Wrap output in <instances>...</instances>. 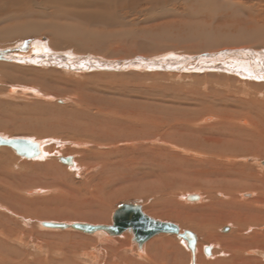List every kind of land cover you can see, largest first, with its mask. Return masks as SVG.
<instances>
[{"label":"rangeland","instance_id":"rangeland-1","mask_svg":"<svg viewBox=\"0 0 264 264\" xmlns=\"http://www.w3.org/2000/svg\"><path fill=\"white\" fill-rule=\"evenodd\" d=\"M51 1L35 0L31 4L18 3L13 7V10L32 11L35 20H39L41 16L40 22L33 21L35 24H49L56 19L53 24L64 29L56 39L74 46L50 49L37 56L46 60L45 56L50 51L52 57L56 54L58 58L69 53L75 60H86L88 66L80 72L79 77L71 75L67 77L69 79H61V82L54 84L40 74L51 70L54 72L52 74L63 76L62 73L59 74L62 67L58 63L31 61L35 57L33 44L40 42L50 46L49 33L0 37V64L18 66L26 73L20 82L19 79L11 82L0 76V136L49 141V146L44 150L45 156L38 155L35 159L22 158L12 150L0 148V217L3 223L7 222L5 225L12 233L20 238L18 241H9L0 235V241L7 243V246L18 253L22 264L31 261L29 253L35 255L36 264H153L155 259L158 261L154 264L192 263L186 241L176 235L159 234L138 247L133 241L132 233L128 231L109 237L73 230H50L41 226L42 222L111 225L112 215L119 206L138 204L150 218L174 223L179 230L189 231L196 236L195 264H263L259 253L245 252L242 256L241 244L233 240L240 226L221 214L225 213L223 203L229 198L230 202L236 201V195L245 191L241 188L236 193L225 191L226 186L235 181L234 177L228 175V171L248 170V183L250 181L249 184L253 185L252 189L246 190H252V197L246 198L250 200V207L257 208L258 201L264 200L261 191L255 190L256 183L251 176L254 174L264 181V126L254 132L257 140L253 146L231 154L233 158L230 156L227 159L188 153L187 149L193 152L192 148L185 149L177 143L173 144L164 135L168 131L161 132L162 137L160 133L158 136L156 134L155 141L156 137L153 135L156 131L152 130L150 140L154 141L149 140L143 148L153 150L151 153L155 154L150 155L152 160L156 151L165 153L166 158L177 156L180 163L172 162L176 167L172 173L157 167L156 164L161 163L160 161L152 163L149 157L146 159L144 153L139 151L122 158L115 155L112 159L107 158L110 159L108 161L105 157L104 162H101L99 154L116 152L117 149L122 151L134 146L123 144L107 147L100 144L101 147L96 148L97 144L93 139L97 137L88 134V129L92 128L91 124L94 122L91 117L93 111L89 116L90 113H85L83 106L103 104L102 102L110 101V98H114L118 102L116 104L123 105L124 108V102L145 101L151 105V111L159 113L161 110L159 114L166 113L165 116L170 119L178 115L177 112L185 101L196 105L195 110H201L202 107L199 109L197 104L202 100L210 107L208 109L211 112L199 114L195 119L196 129H208L212 130L211 134L216 133L220 119L215 116V110H219V105L226 104L220 97L225 95L227 98L240 100L246 88L259 89L257 93H262L263 79L250 74L249 77H241L239 70H180L173 66H146L140 61L150 60L162 64L165 59L169 63L174 58H195L240 51L245 52L247 62L250 64L251 60L256 67L247 68L248 71H264V0H98L99 3H75L77 6L74 3L65 4L63 0V4L58 5L63 6L61 9L66 8L65 11H71V14L63 13L61 18L60 11H56L61 19L56 16L57 13L53 14L52 8L57 3ZM10 13L12 12L9 11L2 17H7ZM23 20L20 21L22 24ZM68 24L76 25L74 27L80 34L77 33L76 36L73 32L70 33L72 30L68 31ZM89 34L92 36L85 39ZM99 35L103 36L102 39ZM73 38L77 39L74 41ZM95 39H98L96 42L101 46L95 43ZM78 42L86 43L92 50L77 53L75 47ZM21 43L26 45L24 50L20 49ZM103 46L104 50L101 52H93V48ZM77 62L81 64L80 61ZM91 66L94 70H89ZM10 74L16 77L14 73ZM67 80L72 81L71 85ZM60 83L63 85H59ZM91 87H99L98 92ZM11 90L15 91V95H8ZM20 90H26L29 94H23ZM31 90L36 91L39 97H32ZM228 108L232 110V107ZM226 109L223 107L221 110ZM232 111L240 112L235 109ZM231 114L230 124L246 131L253 130L250 125L252 121L248 117L239 118L246 122V125H242ZM205 118L209 120L206 121ZM68 158L71 159V165L61 162V159ZM255 186L260 188L259 184ZM190 195L195 199L192 200ZM241 199L246 201L244 197ZM14 205L19 206L17 210ZM259 218L264 223V214L259 215ZM224 227L228 228L227 232H222ZM221 245L227 248L223 251ZM203 248L209 249L210 253L205 254ZM233 254H236L234 258ZM200 255L206 260L205 263L201 262ZM242 258L245 262H242Z\"/></svg>","mask_w":264,"mask_h":264},{"label":"bare ground","instance_id":"bare-ground-1","mask_svg":"<svg viewBox=\"0 0 264 264\" xmlns=\"http://www.w3.org/2000/svg\"><path fill=\"white\" fill-rule=\"evenodd\" d=\"M34 1L35 0H11V1L8 2L7 0H0V3H4L3 5H0V37L1 38H3V37H5V38H7V37H23V36H28L30 34H36V33H41V32L49 33V35H50L49 39H51V40L49 41L50 43H48V44H50V46L49 45L47 46L45 43L42 44L40 42H37V43L33 44L32 45V50H33V54H35V57H33L31 61H34V62L38 61V62H42L43 64H44V62L45 63H49V64H55L56 63V65L58 63V65H60V67H62V70H60L59 74L62 73L63 76L58 75V74H52L54 72L51 71V70H50L51 71L50 72L47 69H46L47 71L42 72V74H40V75H43L44 78H48L49 81H52L54 84H56L57 82H61L62 81L61 79H69L67 77L71 76V75L74 76L75 78L79 77L80 72H82L83 69L86 68L85 66H88V64H86V60H83V59L75 60L73 57H71V55H69V53H67L65 57L61 56V58H58L56 56V54L53 55V57H52L51 51H50L49 54H47L45 56V59L47 58L46 60H43L42 57L37 56V55H40L41 53H47L50 49L51 50H55V49L58 50V49L62 48V46L63 47H70V46H73V45L68 43V42H61V40L59 41L58 39H56V36L59 33L64 32L63 28L58 27V26L53 24V21H56V19L55 20L52 19L53 20V21L51 20L52 23L50 22L49 24H43V23H39L40 19H41L40 18L41 16L39 17V20L33 19L34 17L32 15L33 13H31L32 11L29 13V11L28 12L27 11L24 12V11H19L18 9L13 10V7L16 4L18 5V3H30L31 4V3H34ZM62 1L63 0H56V1L52 0L51 1V3H57L55 7H53V5H51L53 7L52 10H54L53 14H54V12L57 13L56 11H60L59 14H60L61 18H63V16H62L63 13L65 15L67 13L71 14V11L70 12L69 11H65L66 8L65 9H61V7H63V6L62 5L61 6L58 5V3H62V4H63V2L65 4L66 3H68V4L69 3L70 4L71 3H74V4L75 3H82V4L83 3H99L98 0H87V1H84V0H64L63 2ZM123 1H125V0H123ZM126 2H128V1H126ZM5 3H7V4H5ZM48 3L49 2H47V4ZM119 3H120V1H119ZM69 7H70V5H69ZM69 7H67V8H69ZM89 7L92 8L91 5H89ZM79 9H80V7H79ZM85 9H87V8H85ZM71 10H72V8H71ZM9 11L12 12V13H10L9 16L2 17V15L6 14V13H9ZM75 15L76 14H74V16ZM56 16L59 19H61L60 16L58 15V13L56 14ZM79 16L80 15H78V17ZM31 17H32V19H31ZM50 17L52 18V14H51ZM65 17H67V16H65ZM22 19L25 20V21L23 20V24L21 23ZM33 21H36V22L39 21L38 22L39 24H37V23L35 24V23H33ZM64 21H65V19H64ZM70 22H68V23L70 24ZM63 24H65V23H63ZM69 24H68V31L70 29L72 30V31H70V33L73 32L74 35L79 33V31H77V28H75L76 25H69ZM72 24H74V20H73ZM80 24H82V22ZM60 26H62V25L60 24ZM63 27H64V25H63ZM82 27H83V25H82ZM65 29H67V27ZM101 31H103V30H101ZM82 32H81V34H82ZM95 32L97 33L98 31H95ZM87 33H88V31H87ZM98 34H100V33H98ZM90 36H92V35L91 34L86 35L85 39H87V38L89 39ZM99 36L102 39L103 36L102 35H99ZM65 37H66V35H65ZM60 39H62V38H60ZM73 39L75 41L77 38L76 39L73 38ZM73 39H71V40H73ZM82 39H83V37H82ZM82 39H80L79 42H81ZM91 39H92V37H91ZM97 40L95 39V43L98 46H101L99 43H97L98 42ZM79 42H78V44H76V47H75V49L77 50V53L78 52H84V51H87V50H92L91 47H89L86 43L82 44V43H79ZM85 42H87V41H85ZM89 43H91V42H89ZM25 46L26 45L24 43H21L20 49L24 50ZM76 50H74V51H76ZM102 50H104V46L101 47V48L100 47L93 48V52H101ZM55 53H57V52H55ZM77 61H80L81 64H79ZM3 64H5V63H3ZM83 65H84V67H83ZM93 68L94 67L91 66L89 68V70H94ZM10 72L14 73L16 75V77L14 78V76L12 74H10ZM24 73H25V70L20 69L18 66H4V65L0 64V76H2L1 78H3V77H4V79L7 78L11 82L14 81V79H17V80L19 79V82H20L21 81V77L23 79V76H25V74H26V73L25 74ZM238 73H239V75L241 77H247L250 74L253 77H256L257 79H260V80L263 79L264 80V71L263 70L260 71L258 69H254V71L253 70L252 71L251 70L248 71L247 68H246L245 70H239ZM67 81H69V80H67ZM71 82L69 81L68 83L71 85ZM62 83H60L59 85L62 86L63 85ZM88 84H90V83H88ZM91 85L92 84H90V86ZM72 86H73V84H72ZM80 86H81V84H80ZM76 87H78V86L76 85ZM259 87H261V86H259ZM25 89H27V88H25ZM78 89H79V87H78ZM92 89L96 90L98 92L99 87H95V88H92ZM246 89L247 90H245V92L242 93L243 98L240 99V100H236V99L233 100L231 98L225 97V95H224V97H220L223 102H226V104L219 105V108H218L219 110H215L216 113H214V114L217 117V119H220L219 120L220 123L218 124V126L215 129L216 133H212V134L210 133V131H212V130L205 129V130H202V131H198L196 129L197 122H195V119L198 118L199 114H202V113H205V112H209V113L211 112V110L208 109L210 107L207 106L206 103L204 101H202V100H199L198 104H197V107L199 109L202 107L201 110H195L194 106H196V105H193L189 101L188 102L187 101H185V102L182 101L183 102L182 103L183 106H181V109L179 110V112H177L178 115H176V117L173 116L170 119H168L169 116L168 117L165 116L166 113H162L163 115L159 114L161 110L159 111V113H156L155 110H154V112H153V110L151 111V105L150 104L148 105V103L145 102V101L144 102H138V103H133V102L130 101L131 103H128V104H127V102H124V103L122 102L123 104L126 105V107L124 108V107H122L123 105H117L116 103H118V102H116V100L114 98H110V101L107 100V102H102L103 104L99 103L101 105H99V104L96 105V104H92V103L90 105H85V106H83L84 107L83 110L87 114L93 111L92 116H91V113L89 114V116H91L93 118L92 120L94 122H92V124H91L92 128L88 129V130H90L88 134L89 135L91 134L92 136L97 137L96 139H93V140L96 141L95 142L97 144L95 146L96 148L97 147L98 148L101 147V146H99L100 144H102V145L105 144L107 147L121 146L123 144L134 146V148H130V149L122 150V151L120 149H117L116 152L115 151L114 152H106V153L104 152L103 154H99L100 155V159L99 160H101V162H104L103 158H105V157H106L105 159H107V158H111L112 159V156L115 157V155H117L120 158H122V157H124L126 155H129V154L135 152V151H139V152H143L144 153L143 155L146 156V159L150 158L149 161L152 162V163H153V161L155 162L156 160L160 161L161 163L156 164L157 167L159 166L162 169H164V171L166 170V171H169V172L173 173L176 170V167H175V165L172 164V162L173 163H180V160H179V158L177 156H168L170 158V160H171L170 161L169 158H166L167 156L165 155V153H163L161 151H156V153L158 155L156 154V156L152 160V157H150V155L153 156L155 154V153H151V151H153V150H151L149 147L143 148L144 145L150 140V137L152 136L150 132L152 130L156 131L155 135H153V137L154 136L156 137V138H154L155 141H156L157 140V136L159 135L158 133H160V136L162 137L163 135L161 134V132H163V131L167 132L168 131L169 133L164 134V135H167L169 137V139L173 142V144L177 143L178 146L180 145L182 147H185V149L189 148V147L192 148L193 152L190 151L189 149H187L188 153L191 152V153H195L197 155H204V154L205 155H213L215 157H221V158L224 157L226 159L230 158L231 154L243 151V150L253 146L255 141L257 140V139L255 140V138H254V132L258 131L260 128H262L264 126V89H261L262 93H260V92L257 93L259 91V89H251V88H249V89L246 88ZM17 90H18V88H17ZM80 90H81V88H80ZM89 90L91 92V89H89ZM20 91H22V90H20ZM14 92H15L14 90H11L8 93V95H11V96L15 95ZM22 92H23V94L27 93L26 90H23ZM30 92H31L32 97H39L38 93L36 91L31 90ZM101 92H102V90H101ZM99 93H100V90H99ZM27 94H29V93H27ZM115 96H117V95H115ZM140 97H143V96H140ZM89 99L91 100V98H89ZM128 99H129V97H128ZM190 99H192V98H190ZM191 104H192L193 108H191ZM229 106L232 107V110L235 109V110H239L240 112L234 113L232 110H229V108H228ZM223 107H226L227 109L226 110H221ZM231 113L234 114L235 119L239 122V124H242V125H246V122L241 120V119H239V118H244L245 116L248 117L252 121V122H250V125L253 127V130L246 131L245 129H241V128L235 127L233 124H230V122L232 121V119H231L232 118V114ZM77 120H79V119H77ZM204 120L208 121L209 119L205 118ZM201 122L202 121L200 120L199 123H201ZM79 128H77V129H79ZM74 130H75V128H74ZM74 130L72 132H74ZM83 130H85V129H83ZM105 133L107 134L106 137L104 136ZM252 133H253V137H252ZM156 134H157V136H156ZM206 134H209V136H206ZM0 138L5 139V140H14V138L13 139L12 138H6V137H3V136H0ZM88 139H90V137ZM23 140H27V139H23ZM28 141L34 143L35 146H36L35 147L36 155H34V156L18 155L9 146H0V148L9 149V151L12 150L19 157L26 158V159H35L38 155L45 156L44 150H46V148L49 146L48 145L49 141H40V142H38L36 140H28ZM150 141L153 142L154 140H150ZM87 142H89V140ZM91 142H89V143H91ZM135 145H137V146H135ZM138 145H140V146H138ZM171 147L174 148V145H171ZM95 152H96V149H95ZM122 152H124L123 155H122ZM236 156H238V155H236ZM231 157L233 158V156H231ZM66 160H67L68 164H70V165L72 164L71 163V159L68 158ZM108 160H110V159H107V161ZM166 162H170V164L168 165V163H166ZM229 162H231V160ZM106 163H109V162H106ZM229 174L231 175V177L235 178V181H234V184L232 183L230 186L227 184L228 186H226L225 191L229 192V193H236V192H238V189L240 190V188H241L242 191L243 190H245V191H243V192L241 191L242 193L239 196L236 195L237 196L236 198H237L238 202H237V200L233 201V202H230V198H229V200L227 202L223 203V205L225 207L223 209H225V213L226 214L222 213L221 215H222V217L231 218L233 221H236L239 224V226H240L238 228L239 232H238L237 236L234 237L233 240L237 241L238 244H241V248L243 249V251L241 250L242 251V256L245 254V252L249 253V252L252 251V252H255V253H259V255H258L259 259L262 260L263 264H264V232H263L264 231V225L260 227L261 224L260 225L258 224V223H261V220L259 218V212H258V210H259L258 206L259 205L257 206V208H255L256 210L253 209V208H250V204H249L250 200L246 199L247 197H250V196L252 197V194H251L252 190L251 191H246L247 189H250V188L252 189V186H253V185L249 184L250 181L248 183V180H249L248 176H250V174H249L248 170L247 171H245V170H242V171L233 170V171H230V172L228 171V175ZM251 176L253 177L252 178L254 180L253 182L260 185V188H258L257 186H255L256 185L255 184L254 185L255 190L264 191L261 188V185H263L262 187H264V181L262 179H260L259 177L255 176L254 174L251 175ZM156 177H159V176H156ZM228 181H230V180H228ZM106 182H108V181H106ZM110 182H112L111 179H110ZM256 187L258 189H256ZM32 193H34V192H32ZM229 193H226V194H229ZM239 193H240V191H239ZM241 197L242 198L244 197L246 201L242 200ZM190 198L192 200L195 199V197L191 196V195H190ZM3 200H5L6 202L8 201V200H6V198H4ZM8 203H9V201H8ZM262 203L260 202L258 204H262ZM240 204H242V205H240ZM14 206H15V210H17L18 207H19V206H16V205H14ZM262 209L260 208L261 211H264V208H262ZM261 211H260V213L264 214V212H261ZM16 212L17 211H15V213ZM230 213H232L233 215H231ZM214 214H215V212H214ZM3 222H2V219L0 217V225L1 224L5 225L7 223V222L6 223H3ZM42 223H48V222H42ZM4 225H1V227H0V235H2V237H4V239L6 238L9 241L10 240H16V241L20 240V238L18 239V237L16 236L17 235L16 233L13 234L11 229L7 225H5V226ZM256 227H258V228H256ZM44 228H46V227H44ZM259 228L261 230H259ZM227 229H228L227 227L222 228V232H225V231L227 232ZM99 235L107 236L104 233H99ZM179 238H181V237H179ZM184 240L187 243V240L186 239H184ZM196 241H197V238H196ZM227 242H229V241H227ZM6 244H4L3 241H0V245H1V248H0V264H22V261L19 260L20 258H19L18 253L13 251L12 247L11 246H7L8 244L7 245ZM196 244H197V242H195V246H196ZM232 244H234V243H232ZM243 245H244V247H243ZM184 246L186 248V244H184ZM195 246H194V251H195ZM225 247L226 246L223 247V245H221V249H223V251H224ZM234 248H236V247H234ZM188 250L190 251V255L192 256V259L190 261H192L193 260V256H195L194 255V251L192 253V251L189 248H188ZM206 250H205L206 254H209V249H206ZM219 252L221 253V251H219ZM199 254H201V252ZM235 255L236 254H233L232 258H234ZM23 256L21 257V259L23 258ZM200 258H201V255H200ZM29 259L31 261L26 262L27 264H36L37 260H36L34 254L29 253ZM254 259H257V257L254 258ZM236 260L237 259H235V261ZM260 260H258V261H260ZM156 261H158V260L155 259V262ZM231 261H233V260H231ZM243 261H244V259L242 260V262ZM201 262L205 263L206 260L201 258ZM194 263H195V260H194ZM251 263H252V260H251ZM159 264H161V262ZM190 264H192V263H190Z\"/></svg>","mask_w":264,"mask_h":264},{"label":"water","instance_id":"water-1","mask_svg":"<svg viewBox=\"0 0 264 264\" xmlns=\"http://www.w3.org/2000/svg\"><path fill=\"white\" fill-rule=\"evenodd\" d=\"M244 53V54H243ZM222 52L217 55H203L197 56L195 58H174L166 61V59L161 63L150 60H142L140 62L144 63L146 66L156 65L159 66H173L180 70L194 69L193 71H206V70H225L229 72H236L238 70H244L246 68L255 67L254 64L247 62L248 58L245 57V52ZM260 56V55H258ZM133 62V61H132ZM132 62H129L131 64ZM129 64H126L129 66ZM133 64V63H132ZM262 71V70H260ZM0 146L11 147L16 154L25 156L36 155L35 144L23 139L5 140L0 138ZM62 163H67L66 159H61ZM264 165V163H263ZM41 226L50 230H73L81 232L84 234H99L104 233L109 237L119 236L122 233L128 231L133 235V241H135L140 247L146 241L150 240L159 234H171L177 235L187 240V247L194 251V246L196 242V237L189 231H185L180 234L179 227L171 222H162L150 218L147 216L142 207L138 204H122L119 206L112 215L111 225H91L86 223H56L48 222L41 223ZM194 263V256L192 260Z\"/></svg>","mask_w":264,"mask_h":264},{"label":"flooded vegetation","instance_id":"flooded-vegetation-1","mask_svg":"<svg viewBox=\"0 0 264 264\" xmlns=\"http://www.w3.org/2000/svg\"><path fill=\"white\" fill-rule=\"evenodd\" d=\"M262 186H263V185H262ZM262 189L264 190V187H262ZM261 194L264 195V191H261ZM260 202H261V203L263 202L262 204L264 205V200L259 201V203H260ZM262 204H259V207H258L259 210L257 209L258 212H259V215H260V216L262 215V214L260 213V211H261L260 208H261V209L264 208V206H263ZM250 208H253V207L251 206ZM253 209H255V208H253ZM255 210H256V209H255ZM262 210H263V209H262ZM261 212H264V211H261ZM260 220H261V223H258V224H259V225L261 224V225H260V227H261V226L264 225V223H263V220H262V219H260ZM262 223H263V224H262ZM256 228H258V227H256ZM259 230H261V229L259 228ZM180 232H182V233H180V234H183V233L185 232V230H183V231L180 230ZM263 232H264V231H263ZM181 239H184V238L181 237ZM245 239H246V238H245ZM206 249H207V248H205V249L203 248L204 252H205ZM206 251H207V250H206ZM209 253H210V251H209ZM205 254H206V252H205Z\"/></svg>","mask_w":264,"mask_h":264}]
</instances>
